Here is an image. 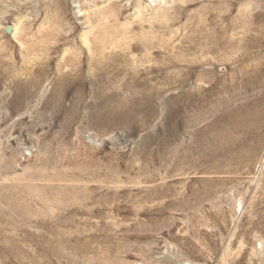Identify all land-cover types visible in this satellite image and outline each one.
Returning a JSON list of instances; mask_svg holds the SVG:
<instances>
[{
    "label": "rangeland",
    "instance_id": "1",
    "mask_svg": "<svg viewBox=\"0 0 264 264\" xmlns=\"http://www.w3.org/2000/svg\"><path fill=\"white\" fill-rule=\"evenodd\" d=\"M0 264H264V0H0Z\"/></svg>",
    "mask_w": 264,
    "mask_h": 264
},
{
    "label": "bare ground",
    "instance_id": "2",
    "mask_svg": "<svg viewBox=\"0 0 264 264\" xmlns=\"http://www.w3.org/2000/svg\"><path fill=\"white\" fill-rule=\"evenodd\" d=\"M106 72V71H105ZM102 77H103V75H102ZM104 78V77H103ZM102 80V79H101Z\"/></svg>",
    "mask_w": 264,
    "mask_h": 264
}]
</instances>
